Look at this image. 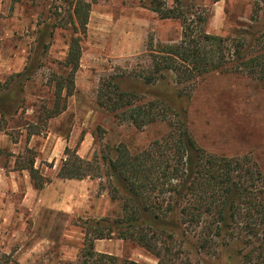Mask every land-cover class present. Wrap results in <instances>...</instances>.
Listing matches in <instances>:
<instances>
[{"label": "rangeland", "instance_id": "374dc122", "mask_svg": "<svg viewBox=\"0 0 264 264\" xmlns=\"http://www.w3.org/2000/svg\"><path fill=\"white\" fill-rule=\"evenodd\" d=\"M85 1L91 5L83 32L72 14L76 0H0V85L6 84L9 101L5 121H0V264H84L86 227L119 218L121 204L111 200L105 180L57 178L65 149L85 160L95 155L112 159L119 144L134 153L168 133L163 121L138 129L98 106L104 78H114L122 92L134 94L141 104L156 94L166 96L173 111L185 113L200 148L247 157L264 171V89L246 71H209L184 85L170 72H163L157 85L137 76L150 71L160 46L181 45L183 20L231 48L241 41L251 44L264 32V0ZM168 10L170 18L163 19ZM72 38H79L81 47L74 92L64 112L29 136L28 126L54 101L51 80L64 74ZM28 149L34 167L49 182L43 189L55 183L40 197L31 191L36 189L29 173L19 168ZM242 247L234 240L218 245L213 257L184 250L210 264H242L237 256ZM94 251L120 263L157 264L139 245L116 236L94 241Z\"/></svg>", "mask_w": 264, "mask_h": 264}, {"label": "trees", "instance_id": "16d2710c", "mask_svg": "<svg viewBox=\"0 0 264 264\" xmlns=\"http://www.w3.org/2000/svg\"><path fill=\"white\" fill-rule=\"evenodd\" d=\"M90 5L85 0H76L74 4L73 18L83 32ZM169 13L170 10L163 19H169ZM182 34L181 45L160 46L161 50L152 56L150 71L137 74L147 85H157L163 72L173 73L177 83L184 85L206 72L226 68L246 71L264 89V32L253 38L251 44L241 41L232 48L226 40L199 30L192 21L183 20ZM80 57V40L72 38L63 62L64 74L51 80L54 101L50 107L42 108L40 120L28 126L29 136L39 134L46 121L66 110V100L74 92ZM18 85L22 87L23 81ZM4 86L0 85L1 123L7 114L5 103L9 102L5 95L8 88ZM152 97L149 102L138 103L140 100L134 94L120 90L114 78L102 79L97 92L98 106L138 129L163 121L168 133L134 153L119 144L112 150V159L106 155L98 159L95 155L85 160L74 150L64 151L57 178L105 180L111 200L121 204L119 218L86 227L84 264H137L120 263L115 257L94 251V241L113 236L136 243L153 255L157 264H210L208 260H194L184 248H193L196 255L213 257L216 246L233 240L243 244L237 250L242 264H264V171L244 156L207 153L192 138L185 113L173 111L164 95ZM26 156L19 168L29 173L33 188L41 190L49 182L34 167L35 157L29 149Z\"/></svg>", "mask_w": 264, "mask_h": 264}, {"label": "crops", "instance_id": "0c3cea01", "mask_svg": "<svg viewBox=\"0 0 264 264\" xmlns=\"http://www.w3.org/2000/svg\"><path fill=\"white\" fill-rule=\"evenodd\" d=\"M71 181H73V180H66V182H71ZM55 185V183H52L51 185H47V187L46 188H44V189H42V190H40V191H36V190H31L32 191V193H33V195L36 193V192H38V193H40L38 196H36V197H40V196H42L43 195V193H48V191H49V187H53ZM27 195H29L28 193H27Z\"/></svg>", "mask_w": 264, "mask_h": 264}]
</instances>
